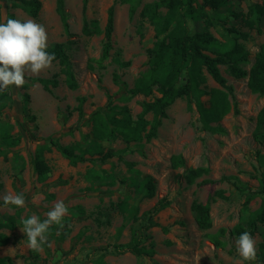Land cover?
Wrapping results in <instances>:
<instances>
[{
	"label": "rangeland",
	"instance_id": "obj_1",
	"mask_svg": "<svg viewBox=\"0 0 264 264\" xmlns=\"http://www.w3.org/2000/svg\"><path fill=\"white\" fill-rule=\"evenodd\" d=\"M41 1L42 9L33 18L12 1L0 0L2 19L8 12L14 13L24 22L21 34L42 39L46 46L67 42L78 87H68L58 61H48L18 41L5 47L6 57L0 56V67L5 69L0 71V87L10 94L8 105L0 112V124L8 123L11 136L18 139L16 145H6L0 134V223L10 216L17 219L14 228L0 227V232L10 236L9 243L0 247V258L10 257L15 264H256L264 225H259L249 249L244 247L232 230L247 215L246 195L232 183L220 181L223 176L237 177L243 185L258 188L264 173L258 160L259 153L264 154V136L257 130L264 96L250 89L248 76L236 78L227 65H220L233 86L231 100L236 106L219 122L223 132L204 131L196 107L189 110L187 99L178 98L167 108L156 137L131 144L122 138L101 140L104 153L117 152L103 159L92 146L91 114L98 108L106 112L110 104H126L137 118L142 101L160 96L155 88L152 96L137 94L125 100L137 78L150 68L148 48L153 47L155 30L141 10L154 0H141L134 13L124 0H65L69 33L56 10L57 0ZM261 1L229 0L226 7L210 11L214 21L210 31L218 39L230 38L227 28L231 25L249 33L247 39L239 40L249 50L248 71L264 43V18L250 28L243 16L253 3ZM111 6L113 48L104 58V29ZM92 20L99 22L102 33L83 32ZM188 25L190 33L202 29L191 20ZM117 56L129 64H118ZM53 75H58L59 85L50 91L28 79ZM206 76L208 89L221 87L208 73ZM25 93L30 94L29 115L23 109ZM80 97L86 99L82 114ZM209 99L208 95L202 97L207 105ZM152 117V113L146 115ZM47 137L75 146L77 153L89 149L85 160L72 165L52 148L45 154L51 171L40 178L34 157ZM175 155L183 157V165L173 163ZM189 168L206 172L188 183ZM93 174L95 178L90 177ZM148 176L153 178V196L140 185ZM204 179L215 182L204 184ZM217 191H223L226 198L215 196ZM162 199L169 205L156 211ZM207 202L212 226L201 229L193 205ZM260 203L261 196H257L248 209L255 210ZM135 243L150 252H131Z\"/></svg>",
	"mask_w": 264,
	"mask_h": 264
},
{
	"label": "trees",
	"instance_id": "obj_2",
	"mask_svg": "<svg viewBox=\"0 0 264 264\" xmlns=\"http://www.w3.org/2000/svg\"><path fill=\"white\" fill-rule=\"evenodd\" d=\"M13 6L22 9L33 18H37L41 9V0H9ZM141 0H124L130 4V11L134 13ZM229 0H154L145 3L141 10V16L149 21L155 30V41L153 47L148 48L150 68L140 75L133 89L130 90L125 100H129L137 94L152 96L155 88L160 96L142 101V111L134 118L130 108L124 105H109L106 112L102 108L96 109L90 116L93 121V141L92 146L103 155V159L115 156L117 152L104 153L101 149V140H116L122 138L127 144L141 142L143 139L152 140L157 136V130L162 124V119L167 117V108L178 98L187 99V107L192 110L197 109L201 127L204 131L211 133L223 132V127L219 122L236 106L231 98L234 97L233 86L228 83L222 74L220 65H227L228 71L236 78L248 76L250 89L264 96V43L256 54L255 61L248 71L245 66L249 64V50L240 39H247L249 33L239 30L235 26L227 28L230 38L222 41L215 37L210 31L214 25L210 11H218L226 7ZM56 10L62 20L65 30L69 33V12L66 9L65 0L56 1ZM230 13L237 16V13L230 9ZM244 22L250 28L258 26L264 18V0L253 3L249 7L248 13L243 16ZM201 24L202 29L190 33L189 21ZM24 22L18 21L14 13L8 12L3 20L0 13V56L6 57L5 47L14 41L20 42L25 48L41 55L44 59L52 62L58 61L62 66V72L66 76V83L69 88L76 89L78 81L75 76L71 56L68 52L67 42H56L51 46H46L42 39L34 40L21 34ZM114 30V6L109 8L108 22L104 29L105 43L103 57L106 58L113 48L112 33ZM83 32L87 35L100 34L102 29L97 20L86 23ZM143 36V33L141 32ZM117 63L127 66L129 61H123L120 57L115 58ZM1 72L5 69L0 67ZM208 73L221 87L208 89L206 80ZM23 76L22 72L18 73ZM118 79V75H114ZM28 79L31 82H39L45 90L59 85L58 75L52 77H34ZM210 96L209 104L202 101V97ZM10 94L3 86L0 87V112L8 105ZM80 113L85 97H80ZM30 94H24V112L29 115ZM152 113V119H147L146 115ZM31 118H34L32 115ZM10 125L0 124V134L4 144L16 145L18 139L11 136ZM257 130L264 136V106L258 114ZM44 143L37 148L34 157V168L40 178H46L51 168L46 160L45 154L52 148L58 150L72 165L85 160V153L89 149H83L80 153L75 151V146L63 145L52 137L43 138ZM99 147V148H98ZM121 150L120 152L125 151ZM176 166L183 165L184 159L181 155L172 157ZM258 160L264 166V154L258 155ZM206 170L204 168H189L186 172L188 183H193L196 178L202 176ZM95 178V175H91ZM220 181L232 183L236 189L245 193L244 221L237 224L232 233L242 241L244 247L249 249V241L255 236L259 225H264V173L261 175V182L258 188L249 184L243 185L237 177L223 176ZM215 180L204 179L202 183H213ZM143 189L149 196L154 194V182L151 176L146 177L142 183ZM215 196L226 198L223 191H217ZM261 196L260 206L255 210H249L248 204L255 197ZM169 205V201L162 199L155 207L160 211ZM193 210L196 213V221L201 229H208L212 226L210 216V204L194 203ZM17 219L14 216L2 221L0 227L14 228ZM30 226V219L26 220ZM10 236L5 232H0V247L9 243ZM218 242V241H217ZM136 244V243H135ZM218 244V243H217ZM137 255L148 254L150 251L145 247L140 248L133 245L129 248ZM256 264H264V242L259 245L255 253ZM0 264H15L10 257L0 258Z\"/></svg>",
	"mask_w": 264,
	"mask_h": 264
}]
</instances>
